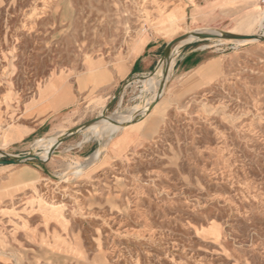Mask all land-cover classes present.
<instances>
[{"label": "rangeland", "instance_id": "374dc122", "mask_svg": "<svg viewBox=\"0 0 264 264\" xmlns=\"http://www.w3.org/2000/svg\"><path fill=\"white\" fill-rule=\"evenodd\" d=\"M234 4L0 0V152L50 155L0 165V264H264V41L186 42L149 109L170 40L264 37ZM146 39L158 62L128 73Z\"/></svg>", "mask_w": 264, "mask_h": 264}, {"label": "bare ground", "instance_id": "6f19581e", "mask_svg": "<svg viewBox=\"0 0 264 264\" xmlns=\"http://www.w3.org/2000/svg\"><path fill=\"white\" fill-rule=\"evenodd\" d=\"M182 15V14H181ZM169 18H170V20H171V22H173L174 21V19L172 20V15H170V16H168ZM177 18V17H176ZM179 18V17H178ZM193 32H198V33H215V34H219L220 33V31H217V30H208V31H201V30H195V31H190L189 33H187V34H189L188 35V37L187 38H185L184 40H182V41H179L178 43H176L175 45L176 46H178V47H176V49H174L175 47V45H173L172 46V48H171V50H170V53H169V57H168V59H162L163 61H161V63H159L158 64V66H157V68L155 69V71L153 72V74L155 75H157L156 77L152 74L151 76H150V80H149V85H150V88L153 90V92H154V94H153V97H152V99H151V102H153V104H155L156 103V98L158 97V94H159V91H158V87H157V83H162V81L166 78V75L168 74V71H169V69H170V67L173 65L172 63H173V59H174V55L176 54V51L178 50V48L180 47H182L183 46V44H185L186 42H188V41H191V40H196V39H198L196 36H194V35H192V33ZM224 32H229V33H231V34H236V35H243V36H248L247 38H245V39H235V40H238V41H247V40H256V41H260V38H263L262 36H257V35H249V33H245V32H235V31H224ZM218 40L219 39H221V38H217ZM88 58V57H87ZM89 72V71H88ZM161 87V86H160ZM161 91V90H160ZM154 100H156V101H154ZM59 102V101H58ZM55 107V106H54ZM146 107H144V108H138V109H132L131 111H130V113L129 114H132V115H138V114H140V113H142V112H144V111H146ZM125 116V114H118V115H115V116H112V117H114V118H117V117H124ZM109 119V117L105 120V122L101 125V127H100V129H99V134L98 135H102V131H103V128H104V126H105V124H106V122H107V120ZM70 129H68L67 131H69ZM6 131H8V130H3L2 131V134H4V132H6ZM67 131L64 133V134H66L67 133ZM9 132V131H8ZM10 133V132H9ZM63 134V135H64ZM63 135H60L58 138H57V140L55 141V143L58 145V140H59V138L61 137V136H63ZM3 137V136H2ZM99 138V137H98ZM0 154H5V153H3V152H0ZM10 156H12V157H16V156H18V155H10ZM39 158H41V156H38ZM96 157V156H95Z\"/></svg>", "mask_w": 264, "mask_h": 264}, {"label": "crops", "instance_id": "0c3cea01", "mask_svg": "<svg viewBox=\"0 0 264 264\" xmlns=\"http://www.w3.org/2000/svg\"><path fill=\"white\" fill-rule=\"evenodd\" d=\"M234 1H235V4L233 5V7L241 5L243 2H245V0H234ZM249 1L254 6H258L259 8H264L263 6H260L259 4H257L254 0H249ZM220 9H222V8H217L216 10L219 11ZM209 15L212 16L214 14H209ZM205 17H208V15ZM146 41H147V39H146ZM146 41H145L144 45L141 47V49L138 51H135L131 48L130 53L132 54V59H131V63L129 66L128 73H133V74L145 73L148 70H150L158 62V55L156 53V48L151 46L150 40L147 42ZM184 59H185L184 63H187V62H189L190 57L185 56ZM198 64L199 63H196V65H198ZM191 68H192V66H191ZM104 70H105V72H104V74H105V73H107L106 71L108 70V68H104ZM28 103H30V101ZM43 109L44 108L39 107L37 109L31 110V112H36V113L41 114ZM4 129L8 130L10 132L9 137L6 139H3V137L1 136L2 131ZM17 135H18V128H17L16 123L11 122L4 127L0 126V140L4 146L7 145L12 140L16 139Z\"/></svg>", "mask_w": 264, "mask_h": 264}, {"label": "water", "instance_id": "95a60500", "mask_svg": "<svg viewBox=\"0 0 264 264\" xmlns=\"http://www.w3.org/2000/svg\"><path fill=\"white\" fill-rule=\"evenodd\" d=\"M189 34H182L178 37H175L174 39L170 40L169 42H167L164 46V50H163V54L161 59H168L169 57V53L170 50L172 48L173 45H175L176 43H178L179 41L184 40L185 38L188 37ZM192 35L196 36L198 39L200 40H205V39H217V38H221V39H245L248 36H243V35H236V34H231L229 32H224L221 31L219 34H215V33H198V32H193ZM260 40L264 41V37L260 38ZM153 106V103L149 106V109H151ZM98 118H93L91 120H88L78 126H75L73 128H71L69 131H67L66 134H64L63 136H61L58 140V144L65 141L67 138H69L71 135L81 131L83 128H85L86 126H88L89 124H91L92 122L97 121ZM55 148V147H54ZM53 148V149H54ZM53 149L51 150V152L53 151ZM51 154V153H50ZM4 156L7 157V160H1L0 159V165H4V164H9V163H13V164H18L21 162H24L26 160H30V159H35L38 160L40 162H44L46 161L50 155H48V157L46 159H40L36 154H25V155H20V156H16V157H12L10 155L4 154Z\"/></svg>", "mask_w": 264, "mask_h": 264}, {"label": "built area", "instance_id": "2783aa9c", "mask_svg": "<svg viewBox=\"0 0 264 264\" xmlns=\"http://www.w3.org/2000/svg\"><path fill=\"white\" fill-rule=\"evenodd\" d=\"M257 4L264 7V0H254Z\"/></svg>", "mask_w": 264, "mask_h": 264}]
</instances>
